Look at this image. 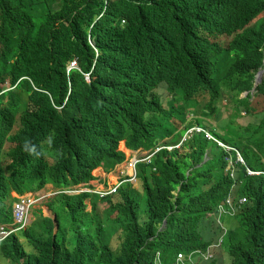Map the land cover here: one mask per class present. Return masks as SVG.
I'll return each instance as SVG.
<instances>
[{
    "label": "trees",
    "instance_id": "1",
    "mask_svg": "<svg viewBox=\"0 0 264 264\" xmlns=\"http://www.w3.org/2000/svg\"><path fill=\"white\" fill-rule=\"evenodd\" d=\"M263 13L264 0H0V94L11 88L0 95V223L13 222V192L88 181L98 166L109 169L124 161L120 142L152 149L171 136L173 117L185 129L206 127L204 117L217 111L223 90L238 97V113H255L250 112L251 90L263 68L264 17L258 18ZM224 34L231 37L226 47L197 40ZM161 86L178 95L176 113L162 108ZM258 90L264 97V78ZM188 110L194 117L190 122ZM226 140L242 143V134L231 129ZM209 145L199 134L186 144L190 155L164 150L155 160L156 172L140 166L144 223L129 189L120 191L119 201L93 199L90 213L84 204L88 195L76 200L60 195L49 204L59 231L54 233L48 217V227L23 230L32 251L13 234L0 244L4 264H154L158 251L172 264L184 249H207L214 236L223 237L232 264H264V208L254 200L252 183V191L242 189L252 205L233 218H245L239 228L230 225L227 231L223 220L217 228L215 218L207 220L228 197L206 190L205 177L214 178L224 166L214 148L202 163ZM61 208L75 222L88 217L92 223L67 231ZM120 227L124 240L115 254L110 238Z\"/></svg>",
    "mask_w": 264,
    "mask_h": 264
},
{
    "label": "clouds",
    "instance_id": "2",
    "mask_svg": "<svg viewBox=\"0 0 264 264\" xmlns=\"http://www.w3.org/2000/svg\"><path fill=\"white\" fill-rule=\"evenodd\" d=\"M263 14H261V15H263ZM222 36L223 35L209 36V41L211 43L222 45V43L220 42V38H222ZM224 37L229 38L231 41V37H228L227 34H225ZM226 46H224V47H226ZM262 69H264V60H263V68H261L255 76L254 88L251 90L252 95L257 94V95L262 96L259 93V90L257 91V87L262 82L256 86L257 75L260 71H262ZM6 87H9V85H6ZM162 88L165 89L171 95V99L168 100L167 107H165L160 95L158 94L160 97V104H161L162 108L167 113H169L168 111L170 109H172V110L176 109L173 101H174V99H176L178 97V95L172 93L168 87L161 86L159 89H162ZM10 89L11 88L4 90L1 94H3L4 92H6ZM245 93H247V95L244 97H247L249 93L248 92H245ZM245 93H243V94H245ZM243 94L241 95L242 97H243ZM251 100L253 101L254 98L252 97ZM237 104H238V100L234 104L233 107H234V109H236L237 112H239L240 109L238 108ZM263 106H264V103H263ZM262 111H263V109L260 112H255V113H251V114L246 113V114H244V116L253 117L252 120H250L248 123L243 124L242 122H240L242 124V126H240V123L228 124V125L224 126L220 132H218L217 130H214L213 127H210V125H208V124L206 127H202L200 125L194 124L192 127L185 129L186 136L184 137L183 140H181V138L183 137L185 132H184V134H182L181 137H179L178 136L179 131L177 130L176 132H174L171 136L167 137L166 139L160 140L158 142V144L156 145V147L154 148L156 155H158L159 153H161L162 151L165 150V151L169 152L170 154H173L174 152H178L179 153L178 156L180 157V155H182L184 153V152L181 153L180 149L183 147V149L186 151L188 149V148H186V144L189 141H191L196 135L203 134L205 140L208 143L213 144V145H209V150L205 154L204 160L202 162V163H205L207 160L211 159L210 154H211L212 149L213 148L216 149V138H219V140H220L219 145H221V146L224 145V146L228 147V149H225V148H222L221 150L216 149V152L219 154V160L224 164V166L218 167L214 171V173H213L214 178H210V176H207L204 179L206 182L205 187H206V190L208 191L209 195H212L214 197L223 196V195L228 196L222 202V204L219 206L217 212H211V214L210 215L208 214V216H207L208 222H209L210 217L215 218L217 223H220L221 219L223 220L224 223H226L225 219L229 220L230 222L226 223L227 231H229V226L232 225V223H234L233 218L238 214V212L241 215H244L247 207L252 205V201L249 198V196L242 193L243 187H246L248 191L249 190L252 191L250 189L249 183H252L253 189L254 188L256 189V190H254V192H256L255 197H259V201L257 199H255V197H254L255 202H257L260 206H262L264 208V204L262 203V198H264V195L262 196L258 193V190H262L264 192V125H260L258 123ZM176 119H178V118H176ZM173 121H174V118L171 119L170 123H173ZM238 121H240V120H238ZM181 123L178 122L177 125L180 126ZM182 124H184V123H182ZM217 125H218V123H217ZM231 129H236V130L241 132L242 143L234 144V143L228 142L226 140L227 133ZM182 131H184V130H182ZM249 132H259L262 135L263 141L260 143L253 144L252 142L246 140L244 137V134H247ZM174 136L176 137V140H173ZM213 136H215V139ZM159 144L164 146L165 149L163 150L159 146ZM234 145H237V150L232 151L233 150L232 146H234ZM25 147H27V143H26ZM142 149H146V148H139V149L128 148L126 146V143L124 141H122V143L120 142V145L118 147V151L125 155L124 161L122 163H118V164L112 166L109 169H107L104 165L98 166L94 170H91V178L88 181L79 182V183L71 182V183L66 184V185H61L60 187H56L52 183H47L40 190L35 191V192H27L23 195H19L16 192H13L12 195L15 198V201L12 204V208L9 209L11 212V217H12L13 222L12 223H0V244L3 243L5 240H7L9 237H11L13 234H17V232H19V231H23L27 228H30V226H29V224L31 222L30 221V214H31L32 210L35 207L40 206L44 202H46L45 203L46 206L49 205L52 200H54L57 196H60V194L58 193V191L60 189L67 190L70 192L75 191L79 195H88V197L84 200V202L89 200L90 204H91L93 199L103 200V199H106L108 197H112L114 199V197H116V196L118 197V195L122 189H129L130 194H131V191H135L132 186H137V184L141 183L140 180L136 176L137 170L139 169V167H137V164L135 162H130L131 160L129 157L132 156V154L138 153L139 156L141 157V159L143 160L144 165L150 167L154 172L157 171V166H155L153 159H151L148 155H145V153L144 154L141 153ZM246 152L250 153L254 157L255 160H260L259 164H262L261 165L262 167H257L258 163H254L253 165L249 166V170L246 171L245 168H248V167H246V165L244 163V154ZM186 154H189V149H188V152ZM181 157H183V156H181ZM214 158L215 157H213V159ZM236 159H238V161H239V166L234 170L233 167H234V164L237 162ZM199 166H201V164ZM251 168H253L255 170L252 171ZM191 171H193V169L189 170L188 175H191V173H190ZM221 175H226V176H221ZM223 177H227V182L224 181ZM184 183H185V181L183 183L177 185L176 188H174L171 191V198L173 196L178 195V193L182 190V186ZM125 185H127L128 188H125ZM228 185H230V186H228ZM114 189H115V191H113ZM141 190L144 193L143 188ZM34 197H38V200H37L38 205L37 206H35V204L33 203ZM133 199L135 201H138L136 198H133ZM17 205H23L24 206L25 213H24V218L22 220H19L17 218V215H16ZM223 205H228V206L226 208H223ZM41 210L42 209L36 210L34 215L35 214L37 215V213L40 212ZM91 210H92V204H91ZM223 210L233 212V214H231V215L226 214L225 212H222ZM90 211H88V212H90ZM221 212H222V214H221ZM48 218H51V217H48ZM35 220H36V217H34V219L32 221H35ZM146 220H147V217L144 220L141 219L139 221H140V223H144ZM166 225H167V223H166ZM166 225H164V223H162V224L160 223L159 227H158L159 230L163 229ZM116 233L117 232H115L112 235V237L110 238V245H111L112 238ZM20 239L23 242L25 249H27L28 251L33 250V247L31 246V244L27 243L23 237H20ZM123 240H124V237H123ZM123 240L121 242V245H120V248H119L117 254L121 253ZM217 243L220 244V247H224L223 245L225 244V241L223 239L219 238V236L218 237L216 236L215 238H213V242L211 241V243L209 244L207 249H203L201 247L184 249V250L177 253L172 264H206L209 261H210V263L215 262L214 261V259H215L214 248H217ZM111 248H112L113 252L116 254L117 250H114L112 245H111ZM181 253L184 255L183 256L184 258L182 257L183 259L182 258L180 259ZM0 259L5 260L6 258H3L0 256ZM154 264H166V262L163 258L162 251H158L156 253L155 258H154Z\"/></svg>",
    "mask_w": 264,
    "mask_h": 264
},
{
    "label": "rangeland",
    "instance_id": "3",
    "mask_svg": "<svg viewBox=\"0 0 264 264\" xmlns=\"http://www.w3.org/2000/svg\"><path fill=\"white\" fill-rule=\"evenodd\" d=\"M263 16H264V14L261 15L259 18H261ZM229 41H230L229 38H226V37L220 38V42L222 43L223 46H226ZM225 90H230V89H225ZM157 93L160 95V97L164 103V106L167 107V102H168V100L171 99V95L163 88L159 89L157 91ZM204 95L209 97L208 94H204ZM253 98H254L253 103H252L253 108L250 109V112H253V111L254 112H260L262 110L264 98L260 95H257V94H254ZM237 99H238V97L234 95L233 90H230V91H224L223 90L220 97L217 98V110L218 111L214 114L206 115L204 117L205 123L210 125V127H213V129L217 130L218 132H220L222 130V128L228 124H232V123L236 124V123H240V122H242L243 124L248 123L250 120H252L253 117L244 116V114H246L248 112L243 111L242 113H238L236 111V109H234L233 106L237 102ZM188 111L190 114H187V119H188V122H190L193 120L194 117L192 116V111L191 110H188ZM238 120H240V121H238ZM217 123H218V125H217ZM240 126H242L241 123H240ZM185 127H186V124H182V123L180 126H177L179 133L182 130H185ZM185 136H186V132L183 135V137L181 138V140H183ZM244 137L246 140L252 142L253 144L260 143L263 141L262 135L259 132H249L247 134H244ZM9 147H12V145L8 144L7 148H9ZM206 150L208 151L209 148H206ZM180 152L181 153L184 152L182 155H180V157L184 156L188 152V149L185 151L182 147L180 149ZM190 161L191 160H186V162H188V163H190ZM192 169H194L193 166L190 167V170H192ZM132 187L135 191H131V197L136 198L139 201L140 207L138 209V215L142 217V220H144L146 218V214H144L145 209H146L145 203H144V200L146 201V195L141 190L142 189L141 183L137 184V186H132ZM125 188H128V186H125ZM114 199H115V201L120 200L119 197H117V196L114 197ZM52 202L53 201H51L50 204ZM45 203L46 202H44L40 206L35 207L32 210V212L30 214V221H31L29 224L30 229L33 230L34 228H36L38 226H47V224L44 221V217H51L52 219H55V214L49 209V205L46 206ZM84 204L86 205V211L85 212L90 213V212H88L91 210V204H90L89 200L84 202ZM39 209H42V210L37 214L36 220L32 221L34 219L35 211L39 210ZM103 211H104V206L102 205V206H100V213H102ZM59 212L61 214V223L66 226L67 231L76 232V230L79 229V228L77 229V226L79 224L81 225L80 227H82L87 223H92V221L88 217H85L82 223L75 222L70 217V213L68 211H64L63 208H61ZM242 220L245 221V218L243 217ZM242 220H241V218L238 221L235 220L234 223H232V226L237 225V228H239L241 226V224H243ZM225 222L229 223L230 221L225 219ZM112 223H114V222L107 223L104 226V228L109 229L110 225ZM215 224H216V228H217L220 224H222V222L220 221V223H215ZM124 234H125L124 228L120 227L117 230V233L112 238L111 245H112L114 250H117L116 254L118 253V250L120 248L121 242H122L123 237H124ZM240 236H242V235L240 234ZM215 237L216 236H214V238ZM214 251H215L214 261L216 264H232L233 256L228 253L227 248L225 246L219 247V248L218 247L214 248ZM5 262H6V260L1 259L2 264H4Z\"/></svg>",
    "mask_w": 264,
    "mask_h": 264
},
{
    "label": "bare ground",
    "instance_id": "4",
    "mask_svg": "<svg viewBox=\"0 0 264 264\" xmlns=\"http://www.w3.org/2000/svg\"><path fill=\"white\" fill-rule=\"evenodd\" d=\"M144 1H149V4H152V2H153V0H144ZM109 4V3H108ZM197 40H198V42H199V44H207V43H209V37H202V36H199L198 38H197ZM90 44H91V46H92V48L95 50V49H97L96 48V45H95V43H94V41H91L90 42ZM98 50V49H97ZM198 56H200V55H198ZM86 81H88V82H91V78H90V75L89 74H87V76H86ZM71 106H72V102H71ZM218 111V110H217ZM216 111V112H217ZM170 114H174V113H176V111H174V110H172V109H170L169 111H168ZM215 112V113H216ZM263 115L264 114H262V118H263ZM174 118V121H173V123H171L170 124V127L173 129V130H175V132L178 130L177 129V124H178V122L179 121H177V119H176V117H173ZM261 118V119H262ZM103 136H104V134H103ZM214 137V139H215V136H213ZM166 139V138H165ZM224 141V140H223ZM122 143V142H121ZM219 143H220V140H219V138H216V149H219V150H221L222 148H225V149H228V147L227 146H224V145H219ZM159 146L164 150L165 149V147L164 146H162V145H160L159 144ZM233 147V150L232 151H235V150H237V145H234V146H232ZM141 153H145V155H148L151 159H153V161H154V163H155V160L157 159V155H156V152H155V150H154V148H152V149H142L141 150ZM234 153V152H233ZM130 158V162H135L136 164H137V167H139V169L137 170V177H138V179H140V172H141V170H140V166H142V165H144V162H143V160L141 159V157L139 156V154L138 153H134V154H132V156H130L129 157ZM237 160V162L234 164V167H233V169L235 170L238 166H239V161H238V159H236ZM257 161V162H256ZM244 163H245V165H246V167H248V168H245V170L246 171H248L249 170V166H251V165H253L254 163H258L257 165V167H259L260 166V160H255L254 159V157L250 154V153H248V152H246L245 154H244ZM252 169V171H254L255 169H253V168H251ZM58 193L61 195V196H63V197H65V198H69V197H71V198H73L74 200H76L77 199V197L79 196V194L77 193V192H70V191H67V190H63V189H60L59 191H58ZM38 197H34L33 198V203L35 204V206H37L38 205ZM228 205H223V208H226ZM225 210V209H224ZM222 211V212H225L226 214H229V215H231V214H233V212H229V211ZM53 212V211H52ZM222 212H221V214H222ZM54 213V212H53ZM55 214V219H53L54 220V228H53V231H54V233L55 232H58L59 231V222H58V220H57V214L56 213H54ZM221 222H222V219H221ZM223 224V223H222ZM17 236H19V237H23L25 240H26V242L28 241L27 240V238L25 237V236H23V231H19V232H17V234H16ZM221 239H223V237H221ZM220 245V244H219ZM23 259V258H22Z\"/></svg>",
    "mask_w": 264,
    "mask_h": 264
},
{
    "label": "built area",
    "instance_id": "5",
    "mask_svg": "<svg viewBox=\"0 0 264 264\" xmlns=\"http://www.w3.org/2000/svg\"><path fill=\"white\" fill-rule=\"evenodd\" d=\"M115 191V189L113 190ZM24 213H25V210H24V206L23 205H17V211H16V215H17V218L19 220H22L24 218ZM184 255L181 253L180 254V259L183 257ZM184 258V257H183ZM182 258V259H183Z\"/></svg>",
    "mask_w": 264,
    "mask_h": 264
},
{
    "label": "water",
    "instance_id": "6",
    "mask_svg": "<svg viewBox=\"0 0 264 264\" xmlns=\"http://www.w3.org/2000/svg\"><path fill=\"white\" fill-rule=\"evenodd\" d=\"M225 36V34L222 36V37H224ZM263 77H264V69H262V71H260L259 73H258V75H257V81H256V86L258 85V84H260L262 81H263ZM247 95V93H245V94H243V97L244 96H246ZM166 221L164 222V225H166Z\"/></svg>",
    "mask_w": 264,
    "mask_h": 264
}]
</instances>
